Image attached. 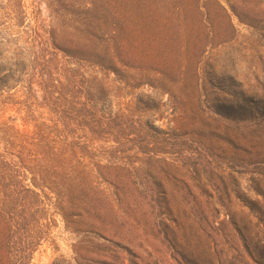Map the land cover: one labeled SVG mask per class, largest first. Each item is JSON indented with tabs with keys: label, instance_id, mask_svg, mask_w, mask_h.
<instances>
[{
	"label": "trees",
	"instance_id": "obj_1",
	"mask_svg": "<svg viewBox=\"0 0 264 264\" xmlns=\"http://www.w3.org/2000/svg\"><path fill=\"white\" fill-rule=\"evenodd\" d=\"M46 7L47 22L33 9L35 24L15 53L21 62L0 56L7 65L0 105H17L33 123L20 129L0 114V264L30 263L48 237L50 211L75 230L86 225L84 214L120 207L119 197L139 192L109 169L177 162L172 129L179 112H198L199 64L235 34L218 0H47ZM26 17L22 0L2 1L0 34L22 39L11 29ZM17 85L23 99L15 101ZM144 86L147 95L126 92ZM163 94L173 112L168 131L149 120L153 98ZM87 162H107L93 165L101 182Z\"/></svg>",
	"mask_w": 264,
	"mask_h": 264
},
{
	"label": "rangeland",
	"instance_id": "obj_2",
	"mask_svg": "<svg viewBox=\"0 0 264 264\" xmlns=\"http://www.w3.org/2000/svg\"><path fill=\"white\" fill-rule=\"evenodd\" d=\"M46 1L22 0L27 17L11 29L22 39L0 34V56L8 63L21 62L15 53L24 46V30L35 24V7L47 22ZM218 1L230 15L234 38L199 64L198 112L186 118L179 112L172 129L177 162H124L109 169L134 181L139 192L119 197L120 207L84 214L86 225L75 230L50 211L48 237L29 264H264V0ZM20 89H12L15 101L23 99ZM168 103L167 94L153 98L149 113L162 130L172 118ZM1 113L20 129H33L17 105H0ZM87 163L93 182H101L93 165L107 162Z\"/></svg>",
	"mask_w": 264,
	"mask_h": 264
}]
</instances>
